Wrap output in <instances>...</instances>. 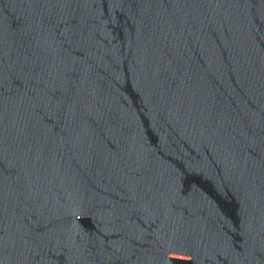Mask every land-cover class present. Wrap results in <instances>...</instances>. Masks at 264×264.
<instances>
[{
	"label": "water",
	"instance_id": "water-1",
	"mask_svg": "<svg viewBox=\"0 0 264 264\" xmlns=\"http://www.w3.org/2000/svg\"><path fill=\"white\" fill-rule=\"evenodd\" d=\"M0 264H264V0H0Z\"/></svg>",
	"mask_w": 264,
	"mask_h": 264
}]
</instances>
